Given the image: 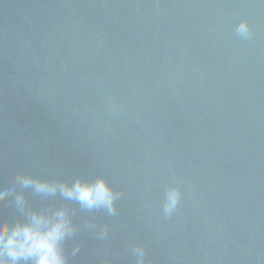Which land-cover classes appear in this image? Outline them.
Masks as SVG:
<instances>
[{
  "label": "water",
  "instance_id": "water-1",
  "mask_svg": "<svg viewBox=\"0 0 264 264\" xmlns=\"http://www.w3.org/2000/svg\"><path fill=\"white\" fill-rule=\"evenodd\" d=\"M17 175L120 193L108 215L17 186L73 212L68 264H264V3L0 0V190Z\"/></svg>",
  "mask_w": 264,
  "mask_h": 264
},
{
  "label": "clouds",
  "instance_id": "clouds-1",
  "mask_svg": "<svg viewBox=\"0 0 264 264\" xmlns=\"http://www.w3.org/2000/svg\"><path fill=\"white\" fill-rule=\"evenodd\" d=\"M235 30L244 39L252 35L246 20H241ZM9 183L10 188L0 190V201L12 194L17 215L11 221L0 216V264H68L65 242L75 237L79 227L73 221V212L64 204L34 209L17 186L45 198L59 194L64 201L75 202L83 210H103L108 215L116 214V201L120 195L102 175L94 178L78 176L71 182L17 175L6 184ZM180 199V189L169 186L164 193L163 214L171 216ZM86 226L94 228L91 223ZM96 235L100 239L105 238L107 228L100 229ZM79 250V245L74 246L72 254H77ZM132 251L137 264H145L144 247L138 244Z\"/></svg>",
  "mask_w": 264,
  "mask_h": 264
}]
</instances>
